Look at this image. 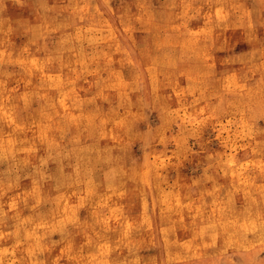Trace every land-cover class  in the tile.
Returning <instances> with one entry per match:
<instances>
[{
	"label": "clouds",
	"instance_id": "1",
	"mask_svg": "<svg viewBox=\"0 0 264 264\" xmlns=\"http://www.w3.org/2000/svg\"><path fill=\"white\" fill-rule=\"evenodd\" d=\"M0 264H264V0H0Z\"/></svg>",
	"mask_w": 264,
	"mask_h": 264
}]
</instances>
